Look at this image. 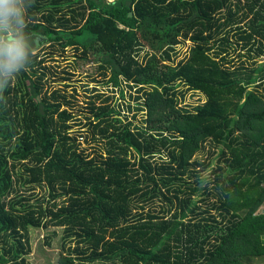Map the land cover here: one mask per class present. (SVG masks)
Segmentation results:
<instances>
[{"label": "trees", "instance_id": "1", "mask_svg": "<svg viewBox=\"0 0 264 264\" xmlns=\"http://www.w3.org/2000/svg\"><path fill=\"white\" fill-rule=\"evenodd\" d=\"M24 8L28 84L0 78V264H30L38 228L62 231L56 264H264V0ZM66 49L99 55L82 102L48 90ZM20 163L39 203L10 198Z\"/></svg>", "mask_w": 264, "mask_h": 264}, {"label": "rangeland", "instance_id": "2", "mask_svg": "<svg viewBox=\"0 0 264 264\" xmlns=\"http://www.w3.org/2000/svg\"><path fill=\"white\" fill-rule=\"evenodd\" d=\"M186 51L187 46L181 47L180 57H183ZM59 54L53 55V58H51V55H48L46 57L45 64L48 65L53 71V74L49 81L48 90L57 88L62 91L65 90L67 94H73L72 91H74V94L76 95L75 100L82 102L83 100L87 99V97L81 87L85 84L92 86L94 83L91 82V78L97 80L100 79V75H98L95 71V63L93 61L94 59L96 60L99 55L96 53H92L91 56L89 55V58L85 60H78L76 52L73 51V49H66L65 52L61 53L60 55ZM66 72H69V74H67ZM67 75H69V82L62 79H57L59 78V76H61L62 78V76ZM67 82L69 83V85L68 87L64 88ZM10 84L13 87H17L18 90L23 92L25 91L28 82L20 78V76H16L14 79L10 80ZM202 101L203 98L201 96L189 95L186 98L185 104L187 106L193 107L201 103ZM11 142L13 143L14 139ZM92 148L93 146H89V149ZM184 150L186 154L193 150L191 156L192 159L195 158L197 160H203L205 158V150L200 151L199 147L194 142H191L189 145H187ZM17 164V176L20 180L17 182L15 181L14 191L11 194L10 198H13L14 200H17L19 198H27L32 203H39L44 198H47L48 193L45 187L32 186L27 182L28 174L23 172V167H26L28 165H25V163H20L22 165ZM205 173L206 172H204V174ZM53 231L56 232L57 236L50 239V244L47 245L46 237ZM60 236H62V231L58 228L31 229L30 237L32 250L30 255L27 257L29 263L56 264L58 254L60 252Z\"/></svg>", "mask_w": 264, "mask_h": 264}, {"label": "clouds", "instance_id": "3", "mask_svg": "<svg viewBox=\"0 0 264 264\" xmlns=\"http://www.w3.org/2000/svg\"><path fill=\"white\" fill-rule=\"evenodd\" d=\"M25 18L24 0H0V78L5 82L30 65L26 61L32 48L22 34Z\"/></svg>", "mask_w": 264, "mask_h": 264}, {"label": "crops", "instance_id": "4", "mask_svg": "<svg viewBox=\"0 0 264 264\" xmlns=\"http://www.w3.org/2000/svg\"><path fill=\"white\" fill-rule=\"evenodd\" d=\"M261 211L264 212V203H263V205L261 206Z\"/></svg>", "mask_w": 264, "mask_h": 264}, {"label": "water", "instance_id": "5", "mask_svg": "<svg viewBox=\"0 0 264 264\" xmlns=\"http://www.w3.org/2000/svg\"><path fill=\"white\" fill-rule=\"evenodd\" d=\"M129 16H131V14L129 13Z\"/></svg>", "mask_w": 264, "mask_h": 264}, {"label": "built area", "instance_id": "6", "mask_svg": "<svg viewBox=\"0 0 264 264\" xmlns=\"http://www.w3.org/2000/svg\"><path fill=\"white\" fill-rule=\"evenodd\" d=\"M107 1H111V0H107Z\"/></svg>", "mask_w": 264, "mask_h": 264}]
</instances>
